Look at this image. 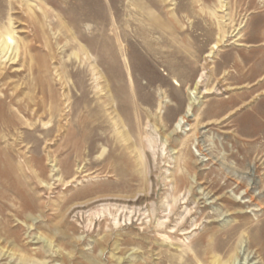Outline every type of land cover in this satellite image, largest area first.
I'll use <instances>...</instances> for the list:
<instances>
[{
    "label": "rangeland",
    "instance_id": "rangeland-1",
    "mask_svg": "<svg viewBox=\"0 0 264 264\" xmlns=\"http://www.w3.org/2000/svg\"><path fill=\"white\" fill-rule=\"evenodd\" d=\"M216 263L264 264V0H0V264Z\"/></svg>",
    "mask_w": 264,
    "mask_h": 264
},
{
    "label": "bare ground",
    "instance_id": "bare-ground-1",
    "mask_svg": "<svg viewBox=\"0 0 264 264\" xmlns=\"http://www.w3.org/2000/svg\"><path fill=\"white\" fill-rule=\"evenodd\" d=\"M14 41V39H13V36H12V34L10 33L9 35H8V37H7V41L6 42H3V44L4 43H6L7 44V48H9L10 49V44L12 43ZM83 49H85L84 48V46H83ZM80 51H82L83 53H86L84 50H80ZM75 55H78L77 53L75 54ZM10 56V55H9ZM10 58V57H9ZM11 59V58H10ZM188 117V113H186L185 115H183L181 118H180V120H178V124H177V126H176V129L177 128H179L181 125H182V123L184 122V121H186V118ZM156 141H157V138H156V136L155 135H152V134H150L149 136H148V142H149V146H150V148H154V146H155V144H156ZM162 150H163V152H164V147L162 148ZM246 192H247V194L250 192V189H249V187L247 188V190H245ZM250 194V193H249ZM170 197H171V200H168V199H170ZM150 198V197H149ZM257 199V197L256 196H251V200L252 201H255ZM177 203H178V199H175L172 195H170L169 196V198H167L166 199V201L164 202V204H165V206H166V208L164 209V212H166V214L163 216L164 218H162V217H160L159 219H158V227H164L165 225H166V222L167 221H169V219H170V214H171V212H173V210H174V208L177 206ZM125 207V206H124ZM149 213H150V215L149 216H155V214H156V210H155V208H152V209H150L149 210ZM116 219V222L115 223H117L118 221H117V218H115ZM150 220H152V218H150ZM246 261V260H245ZM216 264H220V263H216ZM244 264V263H243Z\"/></svg>",
    "mask_w": 264,
    "mask_h": 264
}]
</instances>
